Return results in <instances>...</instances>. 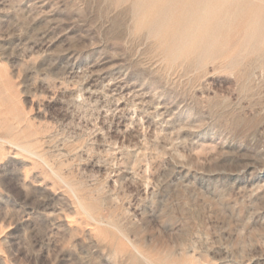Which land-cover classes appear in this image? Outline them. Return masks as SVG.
Masks as SVG:
<instances>
[{
	"label": "rangeland",
	"instance_id": "1",
	"mask_svg": "<svg viewBox=\"0 0 264 264\" xmlns=\"http://www.w3.org/2000/svg\"><path fill=\"white\" fill-rule=\"evenodd\" d=\"M0 264H264V0H0Z\"/></svg>",
	"mask_w": 264,
	"mask_h": 264
},
{
	"label": "bare ground",
	"instance_id": "2",
	"mask_svg": "<svg viewBox=\"0 0 264 264\" xmlns=\"http://www.w3.org/2000/svg\"><path fill=\"white\" fill-rule=\"evenodd\" d=\"M160 10H161V9H160ZM1 141H2V140H1ZM23 149H25V148H23ZM23 149H22V150H23ZM26 150H28V151H26V153H27V152H30L29 149L26 148ZM24 151H25V150H24ZM31 153H32V152H31ZM27 154H28V153H27ZM35 154H36V153H35ZM37 154H38V153H37ZM31 156H32V155H31ZM139 255H140V254H139ZM140 256H141V255H140Z\"/></svg>",
	"mask_w": 264,
	"mask_h": 264
}]
</instances>
